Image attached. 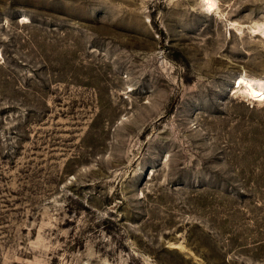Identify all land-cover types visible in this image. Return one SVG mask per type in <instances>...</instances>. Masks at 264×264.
<instances>
[{
    "label": "rangeland",
    "instance_id": "374dc122",
    "mask_svg": "<svg viewBox=\"0 0 264 264\" xmlns=\"http://www.w3.org/2000/svg\"><path fill=\"white\" fill-rule=\"evenodd\" d=\"M251 85L264 0H0V264H264Z\"/></svg>",
    "mask_w": 264,
    "mask_h": 264
},
{
    "label": "bare ground",
    "instance_id": "6f19581e",
    "mask_svg": "<svg viewBox=\"0 0 264 264\" xmlns=\"http://www.w3.org/2000/svg\"><path fill=\"white\" fill-rule=\"evenodd\" d=\"M212 5V4H211ZM246 79L244 78V77H239V81H238V83H239V86H240V84L243 82V81H245ZM251 95L252 96H254V97H262V96H264V87L262 86L261 87V85H260V87L259 88H257V87H254L253 85H251Z\"/></svg>",
    "mask_w": 264,
    "mask_h": 264
}]
</instances>
